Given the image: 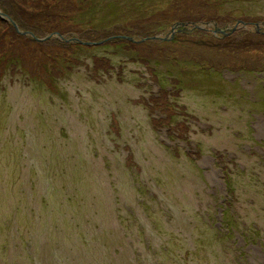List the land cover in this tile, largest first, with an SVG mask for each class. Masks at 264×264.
Here are the masks:
<instances>
[{
	"label": "rangeland",
	"instance_id": "obj_1",
	"mask_svg": "<svg viewBox=\"0 0 264 264\" xmlns=\"http://www.w3.org/2000/svg\"><path fill=\"white\" fill-rule=\"evenodd\" d=\"M0 2V264H264V0Z\"/></svg>",
	"mask_w": 264,
	"mask_h": 264
},
{
	"label": "flooded vegetation",
	"instance_id": "obj_2",
	"mask_svg": "<svg viewBox=\"0 0 264 264\" xmlns=\"http://www.w3.org/2000/svg\"><path fill=\"white\" fill-rule=\"evenodd\" d=\"M238 22H241V23H243V24H246L245 22H243V21H238ZM237 22V23H238ZM240 23V24H241ZM175 29H178V31H180V32H183V31H187L188 30V28H186V24L185 25H181V24H176L175 25V27H174ZM173 28V30H175ZM256 28H257V31L260 33V31H259V25L258 24H256ZM196 29V28H195ZM261 29V28H260ZM218 30H220V31H218ZM176 31V30H175ZM228 31H230L229 32V35H227V33H224V30H221V29H219L218 27H216V30L214 31L216 34L217 33H219V34H223L224 35V37H226V36H230V35H233V30H228ZM173 33H175L174 31H172Z\"/></svg>",
	"mask_w": 264,
	"mask_h": 264
},
{
	"label": "bare ground",
	"instance_id": "obj_3",
	"mask_svg": "<svg viewBox=\"0 0 264 264\" xmlns=\"http://www.w3.org/2000/svg\"><path fill=\"white\" fill-rule=\"evenodd\" d=\"M262 126H263V122H262V120H260V121H259V124H258V126H257V129H260ZM259 134H260V136L262 135L261 132H259ZM207 161H208V160H207ZM216 176H217V175H216V173L214 172L213 175H212V178H216ZM259 253L261 254V253H263V252H261V251L259 250ZM261 256H262L261 261L264 262V255L261 254ZM256 260H257V259H256ZM256 260H255V258H252V259H251L252 264H259L258 260H257L258 263L256 262Z\"/></svg>",
	"mask_w": 264,
	"mask_h": 264
},
{
	"label": "trees",
	"instance_id": "obj_4",
	"mask_svg": "<svg viewBox=\"0 0 264 264\" xmlns=\"http://www.w3.org/2000/svg\"><path fill=\"white\" fill-rule=\"evenodd\" d=\"M0 5H2V3L0 2ZM0 8H1V6H0ZM3 10V12L4 13H6V15L7 14H9V15H11L12 16V18H14V16H13V13L9 10H6V9H2ZM9 15H7L8 17H9ZM26 32H29V31H26ZM30 83L32 82V80L31 81H29ZM2 84V83H1ZM2 87H3V90H5V87H4V85H2Z\"/></svg>",
	"mask_w": 264,
	"mask_h": 264
},
{
	"label": "water",
	"instance_id": "obj_5",
	"mask_svg": "<svg viewBox=\"0 0 264 264\" xmlns=\"http://www.w3.org/2000/svg\"><path fill=\"white\" fill-rule=\"evenodd\" d=\"M0 15L3 16V14H2L1 12H0ZM6 16H7V15H6ZM240 23H241V22H238V25H239ZM242 24H243V23H241L240 25H242ZM181 25H185V24L182 23ZM15 26H16L18 32L20 33V31H19L17 25H15ZM218 31H220V30H218ZM28 33H29V32H26L25 34H28ZM22 34L25 35L24 32H22ZM54 35L56 36V35H60V34H59V33H54ZM38 40H39V39H38Z\"/></svg>",
	"mask_w": 264,
	"mask_h": 264
}]
</instances>
